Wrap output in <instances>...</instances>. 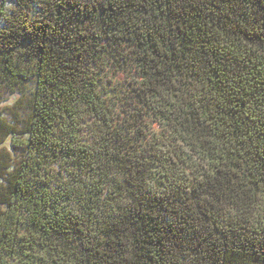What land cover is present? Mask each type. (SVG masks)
I'll return each mask as SVG.
<instances>
[{"label": "trees", "instance_id": "16d2710c", "mask_svg": "<svg viewBox=\"0 0 264 264\" xmlns=\"http://www.w3.org/2000/svg\"><path fill=\"white\" fill-rule=\"evenodd\" d=\"M4 1L0 264H264V0Z\"/></svg>", "mask_w": 264, "mask_h": 264}, {"label": "rangeland", "instance_id": "374dc122", "mask_svg": "<svg viewBox=\"0 0 264 264\" xmlns=\"http://www.w3.org/2000/svg\"><path fill=\"white\" fill-rule=\"evenodd\" d=\"M4 5H5L6 13L10 14L13 8H15L16 6V2L15 0H5ZM5 24L6 22L4 20V17H0V27L5 26ZM117 68L118 67L116 68L111 67L110 72L108 74V78L114 80V82H112V85H115V83L117 84L118 82H120V85L122 84L124 86H128L132 83L134 84L135 80L133 75L135 74V72L133 71V69H126L124 71L118 70L119 72H115ZM15 99H16L15 94L10 93L8 90L0 89V112H4L3 114L8 116L9 114L5 113V110L13 105ZM4 145L5 147L10 149L9 141H6Z\"/></svg>", "mask_w": 264, "mask_h": 264}]
</instances>
